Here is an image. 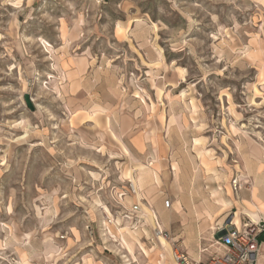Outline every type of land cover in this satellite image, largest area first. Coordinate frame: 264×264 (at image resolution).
Here are the masks:
<instances>
[{
    "label": "rangeland",
    "instance_id": "1",
    "mask_svg": "<svg viewBox=\"0 0 264 264\" xmlns=\"http://www.w3.org/2000/svg\"><path fill=\"white\" fill-rule=\"evenodd\" d=\"M258 163L264 0H0V264H158L185 187L256 226Z\"/></svg>",
    "mask_w": 264,
    "mask_h": 264
},
{
    "label": "crops",
    "instance_id": "2",
    "mask_svg": "<svg viewBox=\"0 0 264 264\" xmlns=\"http://www.w3.org/2000/svg\"><path fill=\"white\" fill-rule=\"evenodd\" d=\"M259 52H261V50ZM263 169L264 164L258 163L256 166L257 172H262ZM155 174L158 175L157 173ZM257 180L259 182L253 185L250 192V199H241L243 203L246 202L247 207H245V209L250 211L249 213L252 215L251 219L253 222H261L262 219H264V196L259 192V185L264 183V177H258ZM243 181L242 185L247 184V181L244 179ZM135 182L137 185V181ZM146 189L147 187L145 190ZM143 195L145 197L148 196L147 190L142 192V196ZM166 197L171 201L170 207H159L157 211L153 210L156 212V218H158L161 228L178 235V239H181L180 245L183 247L184 251L188 252L190 256L196 260L206 261L213 252L223 250V246L217 243L220 236L217 228L224 224V217L218 213H212L207 210V219L201 221L200 217L197 221V215L194 214L197 213L199 209L196 208V200L187 187L181 189L176 197L177 201L171 190H169V194H167ZM155 199H158V197ZM142 201L141 198V202ZM251 205L254 208H252ZM233 223L239 226L240 220H235L233 218ZM157 242V252L160 253V261L158 264L164 259V264H175L173 259V243L170 240H163L161 238H159ZM262 244L264 245V242ZM261 256L262 257L259 258V264L262 263L260 261L264 258V255L261 254Z\"/></svg>",
    "mask_w": 264,
    "mask_h": 264
},
{
    "label": "built area",
    "instance_id": "3",
    "mask_svg": "<svg viewBox=\"0 0 264 264\" xmlns=\"http://www.w3.org/2000/svg\"><path fill=\"white\" fill-rule=\"evenodd\" d=\"M132 192L137 193L135 186L132 185ZM171 201L167 199L165 206L170 207ZM142 211L138 202L132 206V213L139 214ZM157 228L154 233L168 238V232L161 228L158 218L156 219ZM264 229V223L256 226L252 223H245L242 227L237 226L233 221L224 223L217 228L220 234L217 243L223 246L222 251H215L208 260H196L183 250L175 249V264H259L261 256L259 233Z\"/></svg>",
    "mask_w": 264,
    "mask_h": 264
},
{
    "label": "bare ground",
    "instance_id": "4",
    "mask_svg": "<svg viewBox=\"0 0 264 264\" xmlns=\"http://www.w3.org/2000/svg\"><path fill=\"white\" fill-rule=\"evenodd\" d=\"M131 153V152H130ZM134 186H135V189H136V191H137V198H138V201L139 202H141V198H140V193H139V191H138V187H137V185H136V183L134 182ZM141 205V204H140ZM150 219H151V222L153 223V225H155L156 227H155V229L158 227L157 226V222H156V216L155 215H152V216H150ZM259 223V222H258ZM235 224V223H234ZM237 225V224H236ZM238 226V225H237ZM154 229V230H155ZM158 239L159 238H161V239H163V240H169V239H167L166 237H164V236H162V235H160L159 237H157ZM174 256H175V249H174V252H173V259H174ZM262 256H260V258H261ZM174 262L176 263V261L174 260Z\"/></svg>",
    "mask_w": 264,
    "mask_h": 264
},
{
    "label": "trees",
    "instance_id": "5",
    "mask_svg": "<svg viewBox=\"0 0 264 264\" xmlns=\"http://www.w3.org/2000/svg\"><path fill=\"white\" fill-rule=\"evenodd\" d=\"M259 241L260 243H263L264 242V229L262 230V232L259 233Z\"/></svg>",
    "mask_w": 264,
    "mask_h": 264
}]
</instances>
